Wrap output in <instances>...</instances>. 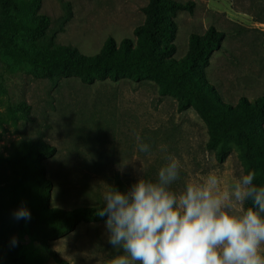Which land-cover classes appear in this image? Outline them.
I'll list each match as a JSON object with an SVG mask.
<instances>
[{
  "label": "rangeland",
  "instance_id": "1",
  "mask_svg": "<svg viewBox=\"0 0 264 264\" xmlns=\"http://www.w3.org/2000/svg\"><path fill=\"white\" fill-rule=\"evenodd\" d=\"M16 1L24 7L25 23L38 15L49 18V29L40 41L43 46L65 45L93 56L108 37L116 43L134 40L148 0ZM176 1H192L194 7L192 13L181 11L175 17L173 58L185 55L191 34L202 35L213 26L225 38L205 69L208 82L232 105L240 97L251 101L264 96V0ZM27 39L21 32L15 42L20 45ZM22 103L30 107L28 114L10 113ZM137 133L150 146L149 152L138 150ZM37 139L55 147L56 154L40 162L31 158L28 166L31 171L38 164L45 167L52 182L49 205L64 209L104 204V192L117 181L126 193L142 176L155 179L168 154L181 165L180 179L172 185L175 191L213 171L224 183L238 178L241 169L243 174L261 171V164L234 143L227 145V159L218 163L215 154L220 147L205 149L206 129L195 112L178 113L176 100L160 97L153 83L49 82L30 66L11 64L0 44V205L9 201L1 190L9 181L6 159L20 142ZM161 145L167 146L166 152ZM105 223L80 224L66 237L50 242V248L68 264H110L122 251L109 243ZM19 237V253L26 263L55 264L42 246V234L30 236L26 223ZM1 264L11 263L3 258Z\"/></svg>",
  "mask_w": 264,
  "mask_h": 264
},
{
  "label": "trees",
  "instance_id": "2",
  "mask_svg": "<svg viewBox=\"0 0 264 264\" xmlns=\"http://www.w3.org/2000/svg\"><path fill=\"white\" fill-rule=\"evenodd\" d=\"M193 7L192 1L148 0L142 8L144 20L133 31L134 40L124 38L116 43L108 37L97 54L86 56L65 45L43 46L40 41L49 29V18L38 15L31 23H25L24 7L16 0H0L1 51L11 64L30 66L49 82L77 79L87 86L106 80L153 83L160 97L176 100L178 113L190 109L195 112L206 129L205 149L212 152L220 147L215 154L218 163L227 159L230 143L259 162L261 171L253 183L264 187V96L251 101L240 97L232 105L225 102L206 79L205 69L210 57L219 50L225 34L213 26L202 35L191 34L185 55L179 60L173 58L177 33L175 17L181 11L192 13ZM21 32L26 33L28 39L17 45L15 38ZM17 110L26 115L30 107L22 103L9 109L10 113ZM55 154V147L37 139L20 142L6 159L9 181L1 190L8 194L9 201L0 205V264L3 258L11 264H28L19 253V236L26 223L30 236L43 235L42 246L55 264H68L55 255L50 242L66 237L80 224L106 221L107 216L98 215L104 204L72 209L49 205L52 182L46 177L45 167L38 164L31 171L27 162L31 158L39 162L48 160ZM113 188L124 193L119 181ZM246 206H250V202ZM20 207L28 209L30 220L14 219L13 213Z\"/></svg>",
  "mask_w": 264,
  "mask_h": 264
},
{
  "label": "clouds",
  "instance_id": "3",
  "mask_svg": "<svg viewBox=\"0 0 264 264\" xmlns=\"http://www.w3.org/2000/svg\"><path fill=\"white\" fill-rule=\"evenodd\" d=\"M135 138L140 152L150 151L139 133ZM165 160L155 179L142 176L126 193L104 192L98 215L107 216L109 243L122 251L110 264H264V187L253 183L256 173L241 169L224 183L213 171L175 191L181 165L171 154ZM13 217L31 214L20 207Z\"/></svg>",
  "mask_w": 264,
  "mask_h": 264
}]
</instances>
